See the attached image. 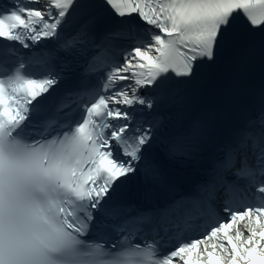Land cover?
I'll return each instance as SVG.
<instances>
[{"label":"snow or ice","instance_id":"1","mask_svg":"<svg viewBox=\"0 0 264 264\" xmlns=\"http://www.w3.org/2000/svg\"><path fill=\"white\" fill-rule=\"evenodd\" d=\"M0 264H264V0H0Z\"/></svg>","mask_w":264,"mask_h":264}]
</instances>
